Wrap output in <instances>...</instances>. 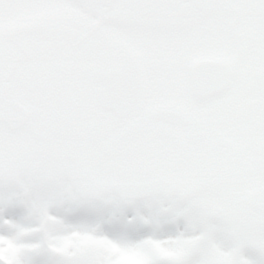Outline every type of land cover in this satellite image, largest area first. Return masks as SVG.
<instances>
[{"label": "snow or ice", "instance_id": "1", "mask_svg": "<svg viewBox=\"0 0 264 264\" xmlns=\"http://www.w3.org/2000/svg\"><path fill=\"white\" fill-rule=\"evenodd\" d=\"M0 264H264V0H0Z\"/></svg>", "mask_w": 264, "mask_h": 264}]
</instances>
